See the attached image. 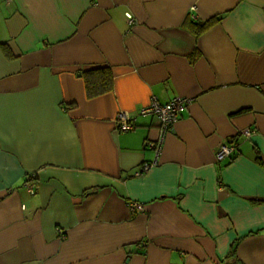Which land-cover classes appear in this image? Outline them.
Masks as SVG:
<instances>
[{"label":"crops","instance_id":"crops-1","mask_svg":"<svg viewBox=\"0 0 264 264\" xmlns=\"http://www.w3.org/2000/svg\"><path fill=\"white\" fill-rule=\"evenodd\" d=\"M0 264H264V0H0Z\"/></svg>","mask_w":264,"mask_h":264},{"label":"built area","instance_id":"built-area-1","mask_svg":"<svg viewBox=\"0 0 264 264\" xmlns=\"http://www.w3.org/2000/svg\"><path fill=\"white\" fill-rule=\"evenodd\" d=\"M3 1L10 3L13 0H3ZM126 17L128 18V21L132 23L131 15L126 14ZM192 18H194V15H192ZM189 102L190 100L188 98H183V97H173L170 101L166 103H159L157 100L153 99L149 102V104L141 107L136 113H127L125 111L117 112L114 120L115 126L117 130L128 131L135 128L134 120L137 115H151L155 117L158 121L159 135L157 139L154 141H150V140L145 141V146L153 149V151L155 152V156H157L161 149L164 135L169 131L173 123L177 120L179 112L186 105H188ZM252 132L253 130L243 129L238 134L248 137L252 134ZM235 148L236 145L232 139L219 144V146L215 151L216 161L221 162L224 159H228L231 156V154L234 152ZM156 164L157 161L155 159L150 162H144L134 170V175H140L144 172H147L152 166ZM30 176L32 177L33 174L29 175V177ZM25 186L30 193H34V189L29 183L26 182ZM130 207L133 209V208H137L138 205L136 203H133L131 204ZM58 232L60 234L62 233V231L59 229Z\"/></svg>","mask_w":264,"mask_h":264},{"label":"trees","instance_id":"trees-1","mask_svg":"<svg viewBox=\"0 0 264 264\" xmlns=\"http://www.w3.org/2000/svg\"><path fill=\"white\" fill-rule=\"evenodd\" d=\"M221 14H216L203 21H191V28L194 29L195 35H200L208 28L218 23L222 19ZM81 77L84 80L85 92L87 97H94L112 88V73L108 67L92 68L81 72ZM233 140V139H232ZM232 155L228 158L230 161Z\"/></svg>","mask_w":264,"mask_h":264},{"label":"water","instance_id":"water-1","mask_svg":"<svg viewBox=\"0 0 264 264\" xmlns=\"http://www.w3.org/2000/svg\"><path fill=\"white\" fill-rule=\"evenodd\" d=\"M78 75H80V73H78Z\"/></svg>","mask_w":264,"mask_h":264}]
</instances>
